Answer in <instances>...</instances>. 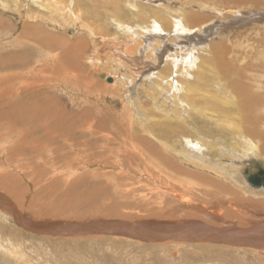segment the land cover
<instances>
[{"label":"rangeland","instance_id":"1","mask_svg":"<svg viewBox=\"0 0 264 264\" xmlns=\"http://www.w3.org/2000/svg\"><path fill=\"white\" fill-rule=\"evenodd\" d=\"M63 1L68 6H73L75 4V11H80L79 14L86 11L87 8L95 7L98 13L94 17L89 13L90 16L86 17L87 22H91L93 27L99 31L102 36L105 34L104 37L111 35L110 37L107 36L110 39L120 37L124 41H127L124 37L126 34L125 31L132 29L133 31H137V26L142 28L146 27L144 26V22L147 18L151 21L150 26L152 33H155L160 23L156 21L154 11H158L157 9L160 8L161 3L164 4L162 8L169 7L176 9L178 7L177 9L183 12L184 9H188V4H191L192 6L194 5L192 8L193 10L198 9L199 13L207 14L206 16H208L210 14L206 11L212 10L205 7H201L200 9V3H204L203 6H208L210 3V6L212 4L220 5L226 2V0H203V2L200 0H197L198 2L195 0H139L140 3L138 4H142V6L139 7L135 6L138 0H117L118 6L124 15L122 18L117 19L109 13L111 8L109 10L107 9L108 0ZM75 1L79 3V6ZM26 2H21L19 5L15 3V6L12 4L11 10L4 9L0 2V56L6 57L8 53L16 54L27 51L26 57L30 54L29 57L31 60L25 67L26 69L13 68V72L15 73H12L14 76L13 80H11L13 81L11 84L17 83L13 85L14 87L0 85V104L3 103L2 106L4 107L11 106L7 101L14 100L13 92L16 98L25 97L26 93H24L21 88L26 87V84L28 86L31 85L33 81H39L38 84L40 85L37 89L40 88V91H45V104L52 105L55 112H58V117L65 120L67 124L72 120V116H80L79 113L86 111L91 112L92 116L95 115L97 119L101 117L116 119L118 122V124H116L120 125L122 134H117L116 127L112 128V131L107 134L109 138L113 137L116 139L114 142L115 144L111 146L113 148L111 153H118L119 155L114 154V156L110 157L109 163L108 160L104 163L102 158L97 159L99 150L95 149V147L93 151H90V146H84L80 151L78 149L76 151L75 149L68 148L66 151L62 150V154L58 155L55 152L56 148L54 149L52 146L45 147V139H42L43 141L40 142V136L34 132V128L31 129V131L27 130L29 135L28 138L22 139L21 136L15 132L23 127L21 123L22 120L16 121L15 119L13 128H10L8 122L2 121L4 122L2 124L0 121V192L6 195L11 202L16 200V202L19 201L23 203L25 205L24 208H21L17 203L15 204L16 207L18 206V210L19 208L22 210V212L19 210L20 213H32L33 216L31 217L36 221L57 220L58 218L50 216V214L54 215L50 211L51 209L54 211L56 210L58 214L60 213L58 216H62L61 219L63 221L69 218H72V221L75 219L83 221L91 218L110 220L135 217L164 219L168 218L170 215H178L180 209H184L183 206L185 204L183 200L188 199L195 202L194 199L191 198L195 196L194 194H197L196 192H192L193 194H183L182 192L177 194L172 191L171 187L173 186L172 188L175 189L176 186L175 181H170L173 177V173L167 168V165L162 159L136 142L134 137L140 135L153 141L158 146L160 152L169 156V167L179 166L190 172L193 170L188 169L180 159L177 160L173 155L174 153L167 151L164 144L154 136L155 132L158 133L161 129H164L163 127L157 128L159 125L167 124L169 120H174L170 118H176L173 114H170V112H175L177 107L183 109V111L177 112L179 113L178 116H181L182 121L187 122L185 131H182L188 138H203L205 140H210L222 137L221 139L229 144L230 140L234 139V137H224L223 132L218 128V123L215 121L203 123L201 126H195V115L190 110L188 112L184 111V108H188L181 102H178L177 98L171 102L164 99L167 91L161 94L153 92L152 101H144L142 103V114H140L139 117L141 116L140 118L141 121H144L143 123L139 121V117L134 118L135 121L132 120V122H130L127 118L128 114L124 103H121L123 99L113 95L115 90L111 88V85L114 82L111 83L108 78L103 77L105 73L111 75L110 70H96L97 68H95L91 62L92 59L90 56H92V51L90 52L89 46L86 49L81 48L79 58L77 57L81 60V74L77 78H73L71 73L69 75L66 72L58 74L59 72L55 71L59 65L57 57L55 59L50 56L46 60L43 59L41 54H45V49L43 51L39 43L34 41L33 37H31V40L25 38L24 29L26 26H33L35 29L39 28L41 32L34 35L38 38H41L40 36L45 32V34L62 37L67 43H75V46L81 43L88 45L89 40L80 30V27L74 25L73 22H63V19H60L58 16L59 14L45 12L44 9H40L34 5L33 2ZM258 2L259 3L256 4L243 6L244 9H241V13H243L242 17L246 16L245 14L247 13L249 14L250 11L252 13L254 12L252 14L253 20H249V18L245 17L242 21L235 19V24L232 26V29L227 31V33L229 32V36L226 34L227 38L224 40L229 48L232 47L231 45L233 42H241L237 43L238 46L234 43L233 55L236 54V58L239 57L241 59L240 56H244L245 54V56H247V52L251 50L250 44L255 48L260 47L259 53H264L261 52L264 51V21H262L264 18L261 19V16L264 15V0H258ZM182 3H184V5ZM260 3L261 5H259ZM148 8H152V12L144 11ZM201 10H206V13ZM211 15H216V13H212ZM136 16L143 17L141 22L137 19L133 21V18ZM206 20L208 21V19ZM211 21L207 23V27L203 28L204 30H199L201 31L200 33H198L199 31L197 29L194 32L191 31L193 35L191 33L192 36L188 37L187 34L183 32L185 27L183 25V16H173L171 20V29L174 31L172 30L170 36L173 38V35H176L179 42H181H177L176 36L174 37L177 42L176 45L180 44L182 48L181 52L186 56L184 62L188 65L187 67L189 70L187 73L183 71L182 74L175 75V73L180 72L177 66H175L176 70L174 69L172 78L179 76V78L181 77L180 79L185 81L184 84H189L195 81L194 76L196 77V75H198L195 71V66L197 67L200 63L204 62V59L214 57L211 55L210 51L212 36L207 39L205 38V40L200 36L201 33L208 32V30H217L219 28L218 25L220 24L217 22L213 23L214 20ZM174 23L177 25L175 26ZM129 24L132 26H129ZM236 24L238 25L237 27ZM215 26H217V28H215ZM257 31L259 32L256 33ZM222 32L225 33L226 31L223 30ZM253 36L256 37L254 38ZM155 37L154 35L152 38ZM172 38L169 41H172ZM25 40H27L28 43H23ZM77 40L83 42L79 43ZM175 40L173 39L172 43ZM213 41L220 42V40L216 39H213ZM127 45L130 46V42H127ZM205 45L209 47L206 49ZM36 47H38L39 50ZM143 48L144 46L139 48L138 54H140ZM240 51L242 54H239ZM63 52L66 54L65 50H63ZM259 55L262 56L261 54ZM143 56L145 55L143 54ZM179 56L180 54L178 57ZM231 56L232 55H229V58H231ZM234 57V60L231 62H237ZM178 59V63H181V59ZM200 59L202 61H199ZM197 60L199 63H197ZM189 61L191 62L189 63ZM157 63L159 66L161 65V67H159L160 69L165 66V63L161 64V60L159 59H157ZM215 72L214 69L208 68L206 73L210 77L209 79L214 80ZM12 74H8L6 70L0 69V82L7 80L8 77L10 78ZM249 75L252 79V73ZM256 76H259L257 83L263 89L264 72L262 75L261 72L257 73ZM14 79L17 80L15 81ZM224 79L227 80L226 78ZM224 79L220 81V84L215 81L213 83L204 81L205 85L207 83L209 84L207 92L224 99V96H221L220 93L221 86L227 90L229 89L228 91L231 90L230 79L227 80L228 82ZM49 80L51 83H49ZM249 82V80L248 82L246 81V85L254 88V83ZM37 89H35L34 92L41 93L38 92ZM172 89L173 88H171L168 93H171ZM183 89L185 90L186 87ZM255 89H257V91L259 90L258 87ZM117 91H119L117 93L119 96L123 94L121 89H117L116 92ZM180 92L177 94L179 97L183 94V91ZM261 92H263V90H261ZM200 96L201 94L194 97L192 93L189 95V97L193 99H197ZM185 97L186 99L182 98L184 101L183 103L188 102L186 95ZM227 100L228 99H225L226 102H228ZM231 104L232 102L227 104L229 109H232ZM62 110L66 111L59 114ZM262 114L264 116V110H262ZM203 116H201V118ZM154 124L156 128L153 127ZM141 127L147 128V133L141 130ZM194 127L199 131L196 134L194 133ZM130 128L131 130H129ZM262 129H264L263 126ZM177 131V133L180 134L181 131ZM157 133H155V135ZM32 134L35 138L32 137ZM100 136L101 135H97L95 138L97 139ZM179 137L180 136L177 138ZM177 138L173 139V141L170 140L169 144L177 149H181V147H177L180 141L176 140ZM260 140L264 143V137L260 136ZM73 141L77 142L76 139ZM74 142L71 144L73 145ZM131 143H136L137 149H141V151L144 150L145 153L142 155L132 150L130 147ZM212 143L215 144L216 141L212 140ZM106 145L107 144L104 142L98 143L96 148H101L103 152L105 150L104 148L107 147ZM48 148L49 150H54V155L52 156L56 157L53 159V162L50 159L47 160L48 155L46 154L47 152L45 153V150H48ZM201 148H203L204 151L207 149L205 144ZM119 151H126L127 154L121 155ZM204 151L199 156L200 159H204ZM183 152L185 153L186 151ZM215 152L217 153V151ZM216 153L212 156L208 153H206V155L210 156V158H215L218 156ZM120 155L122 157L124 156V158L118 162L117 156L121 157ZM217 158L219 159L221 156L219 155ZM195 160L197 159L195 158ZM155 163L163 164L164 166L163 168H158L155 167ZM52 164L54 167H52ZM7 168H11L10 170L12 171ZM71 171L75 173L69 175ZM197 172L198 171L191 173L198 174ZM202 172L209 181L217 182L226 187V189L220 187H215V189L207 186V189L205 188L206 190L209 188L211 193L217 192L220 196L214 198L213 196L210 197V194H208V199H203L204 201H208L211 207L213 206L212 202H219L222 215H228L226 212L227 210H231L233 216H245L247 214L253 216L257 212V209L260 210V212L262 211L264 205V191H251L246 181L243 180V177H241L238 172L233 174L232 181H226L220 179V177H216L209 165L202 169ZM7 178L10 179L6 184L5 180ZM1 181L3 182L1 183ZM194 182L200 183L198 181ZM4 184L5 186H2ZM6 186H8V189L3 188ZM176 188L178 191L180 190V187L176 186ZM198 190L200 192L201 189ZM203 194L204 192L198 193L197 196ZM48 212L50 213L48 214ZM91 236L85 237L80 235L74 238H65V236L30 233L21 225L10 223L0 217V264H264V254L255 250H247L239 247L225 248L214 243L176 245L173 240L166 241L167 244L164 245H157L156 243L142 244L116 236L103 235L99 238L96 235ZM15 247H21L22 249L19 248L21 252H18Z\"/></svg>","mask_w":264,"mask_h":264},{"label":"bare ground","instance_id":"2","mask_svg":"<svg viewBox=\"0 0 264 264\" xmlns=\"http://www.w3.org/2000/svg\"><path fill=\"white\" fill-rule=\"evenodd\" d=\"M26 1L29 3L33 2L34 5H36L40 9H44L45 12L51 14H59L58 16L60 17V19H63L62 20L63 22L65 21L73 22L74 25L80 27V30L83 32L84 35H86V37L89 40L88 45H86L85 43L83 44L81 43L75 46V43H67L64 39H62V37H57V35H52V34H45V32L42 33V35L40 36L41 38H38L35 37L34 35L40 33L41 30L39 28L35 29V27L33 26H26L24 29V35L26 36L25 38L31 40V37H33L34 41L36 43H39L42 50L44 51L45 49L44 52L45 54H41L43 59L46 60L50 56L54 57L55 59L57 57L59 61V65L57 66V70L55 71H58L59 72L58 74L66 72L69 75L71 73L73 75V78H77L81 74V66H80L81 60L78 59L79 53L81 52V48L86 49L89 46L90 52L92 51V56H90L92 60L91 59L89 60H91L93 66L97 68L96 70H110L111 75L109 73L108 74L105 73L103 77L108 78L112 80V82H114L111 85V88L115 90L113 95L117 98L121 97L124 100V101L122 100L121 103L122 104L124 103L126 112L128 114L127 118L129 119L130 122H132L134 118H137L139 117L140 114H142V109H143L142 103L144 101H148V102L152 101L151 99L153 92L161 94L162 92L167 91L165 93L164 99L171 102L172 100L177 98L178 102H181L183 105L186 106V108H188V109L184 108V111L188 112L190 110L195 115L194 118L195 126L196 125L201 126L203 123L215 121L218 123V128L223 132L224 137H229V138H231V136L234 137V139L230 140L229 144H227L223 139H221L222 137L210 139L211 141L208 139L205 140L203 138L201 139L191 138V137L188 138L185 135V133L183 134L182 131V130L185 131L187 122L182 121L181 116H178L179 113L177 112V111H183V109L177 107L175 112H170V114H173V116L176 118H170L174 120H169L167 124L159 125L157 128L163 127L164 129H161L158 133L155 132L157 134L155 135L154 133V136L164 144L167 151L174 153L173 155L177 160L180 159L181 161L184 162V164L187 166L188 169L193 170L191 172L198 171L197 172L198 174H195V173H191L190 171L184 170L179 166L169 167L170 164V162L168 161L169 156L160 152L158 146L153 141L146 139V137H142L140 135L135 136L134 139L136 140V142H138L143 147H146L151 153L157 155L160 159H162V161L167 165V168L173 173L172 174L173 177L170 179V181L171 180L175 181L176 186L180 187V190L178 191L176 186L175 189H173L172 186L171 189L173 192L177 194H180L181 192L183 194L184 193L191 194L192 192L193 193L196 192L198 194L204 192V194L201 196L200 195L197 196V194H194L195 196H192L191 199H194L195 202L188 199L183 200L184 201L183 203L185 204L183 206L184 209H180L179 211L180 213L178 215L175 216L170 215L168 218L160 219V218L135 217L129 219L128 218L110 219L114 221L130 223V224L127 223L128 225H130L129 227L128 226H123V228L121 227L122 229L120 230V232H124L126 234H134L132 232H126V230H133L135 231L136 234L140 235L141 237H148L147 233L137 232L135 228L138 226L140 228H143L145 232H152V230L159 229L163 232H168L167 233L168 235L174 232H176L177 234L175 235L172 234L171 238L173 239H167L165 240V243L158 242L156 243L157 245L167 244L166 241L168 240H173V242H175L176 245H182V244L187 245L191 243H199V244L214 243L216 245L219 244L220 246L225 248L239 247L247 250H255L264 254V205L262 211L260 212V210L257 209V212L253 216L251 214L250 215L247 214L245 216H235V215L233 216L231 210L226 211L228 213V215H226L227 217L222 215L221 208H219L221 206L219 202L217 203L212 202L213 206L211 207L208 201H204V200L209 196L210 197L213 196L214 198H218V196H220L219 194H217V192L211 193L209 188L208 190H206L207 186L211 188L220 187L224 189H226V187L225 185H221L217 182L209 181L206 178V175L202 172V169H204L205 167H207V165H209L211 167L212 172L216 175V177H220V179L222 180L232 181L233 174L238 172V174L241 177H243V180L245 181L243 172L247 168L253 169V162L256 161L264 167V143H262L260 140V136L264 137V131H263L264 129H262V126L264 127L263 125L264 116L262 114V110H264V106H263L264 87L262 89L261 86L257 83L258 77L260 75L256 76L257 73L261 72L262 75L264 72V53H259L260 47L255 48L250 44L249 46H251V50H249L248 52L246 51L247 56H245L246 55L245 54L244 56L243 55L240 56L241 59L239 57L236 58V54L233 55L234 54L233 47L235 46L234 43H236L237 45V43H241V42H233L232 45L230 44L232 47L229 48V46H227L228 44L225 43L224 40L225 38H227V35L229 36V32L227 33V31L232 29V26L235 24L234 21L235 19L242 21V19L245 17V18H249V20H253L252 14L254 12L252 13L251 11L249 13L250 15L247 13L248 15L245 14L246 16L242 17L243 13H241L242 12L241 9H244L243 6H248L249 4H256L259 3L260 1L258 2V0H226V2L220 5L212 4L210 6H209L210 4L209 2H208L209 3L208 6L206 5L203 6L204 3L203 4L200 3V9L201 7L203 8L205 7V8H210L212 10V11L205 10L206 12H209L210 15L208 16H206L207 14L205 15L203 13H199L198 9L193 10L192 8L194 5L192 6L191 4H188V7L186 5L188 9L187 10L184 9L183 12L182 10H178L177 9L178 7L176 9L169 7L162 8L164 4L161 3L160 8L157 9L158 11L157 12L154 11L156 15L155 16L156 21L160 23L157 29L156 30L154 29L155 33H152L150 26L151 21L149 18H147L144 22V26L146 27L142 28L137 26V31L136 30L133 31V29L125 31L126 34L124 35V37L127 41H124L120 37L116 38L114 37L115 35L113 36L114 37L113 39L108 38L111 35H107L108 37L107 36L104 37L106 34L102 36L99 33V31H97L93 27V24L91 22H87L86 17L90 16L89 13L93 17L98 13L95 7L87 8L86 11L81 12L79 14L80 11H75V7H76L74 6L75 4L73 6L72 5L68 6L67 4H65L63 0H0L4 9L6 10H11L12 4L15 6V3L19 5L21 4V2H26ZM195 1L198 2L197 0ZM200 1L203 2V0ZM138 3H140L139 0L136 2L135 6H139V7L142 6V4H138ZM76 4L78 5L79 3ZM182 4L184 5V3ZM259 5H261V3ZM107 9L108 10L110 9L109 10L110 12L109 11L108 12L111 13L117 19H120L124 16L121 9L118 6L117 0H108ZM151 10L152 8H148L144 11H151ZM211 12L216 13V15H211L212 14ZM173 16H183V22H184L183 25L185 26L183 32L187 34L188 37H191L193 35L192 32H194L195 30L198 29L199 31L207 27V23L210 22L211 20H214L213 23L217 22L218 24L222 25V26L218 25L219 26V28L217 29L218 31L212 29L211 31L208 30V32L206 31L204 33H201L200 36H202L204 40L205 38L207 39L212 36V42H210V51H211V55H213L214 57L204 59V62L200 63V65H198L197 67L195 66V71L197 72L198 75H196V77L194 76L195 81L191 83L186 81L189 84H184L185 81L180 79L181 77L179 78V76H175L182 74L183 71L187 73L189 69L187 67L188 65L186 64V62H184L186 56H184V53L182 54L181 52L182 48L180 44L176 45L177 42H179L177 36L175 35L178 40L177 42L173 34H172L173 38L172 36H170L173 30L171 29V20ZM262 18H264V15L261 16V19ZM135 19L141 22L143 17L136 16L135 18H133V21ZM206 19H208V21ZM262 21H264V19ZM176 25L177 24H175V26ZM129 26L132 25L129 24ZM237 26L238 25L236 24V27ZM215 28H217V26H215ZM223 30L226 32L223 33L222 32ZM200 32L201 31H199L198 33ZM258 32L259 31H257L256 33ZM150 34H154L156 37L152 38L154 37V35H150ZM253 37L255 38L256 36ZM171 38L172 41L173 39L175 40L173 42L174 44L172 43V41H169ZM213 39L220 40V42L219 41L215 42L213 41ZM167 40L169 43L167 42ZM77 41L79 43L83 42L80 40ZM26 42L28 43L27 40H25L23 43ZM127 42H130V46L127 45ZM143 46H144L143 50L141 49L142 51L140 52V54H138L139 48ZM207 47L209 46H206V49ZM36 48L38 49V47ZM63 50H65L66 54L63 52ZM26 52L27 51H23L21 53H16V54L8 53L6 57L0 56V69L6 70L8 74L15 73L13 72V68L26 69L25 67L27 66L28 62L31 61L29 57L30 54L26 57ZM240 53L241 51L239 52V54ZM258 53L261 54L262 56H260ZM143 54L145 56H143ZM179 54L180 56L178 57ZM229 55H232L231 58H229ZM233 57L236 59L237 62H231L232 60H234ZM178 58L181 59V63L180 62L178 63L179 61ZM157 59L161 60V64L165 63V66L163 68L161 69L159 68L161 67V65L160 66L158 65ZM228 59L230 60V63ZM199 61L202 60L200 59ZM199 61L197 63H199ZM190 62L191 61H189V63ZM175 66H177V69L180 72L175 73L174 75L175 77L172 78ZM209 67L216 71L214 75V80L209 79L210 77L206 73ZM251 73H252V79L251 76L249 75ZM13 76L14 75L12 74V76L10 75V78L8 77L7 80L1 81L0 85L2 86L7 85L14 87L13 85H15L16 82L13 85L11 84L13 82L11 81L13 80ZM224 78H226L227 80L230 79L231 81L230 91H228L229 89L227 90L221 86L220 93L221 96H224V99L223 98L221 99L220 97L215 95H211L210 93L207 92L209 84L207 83L205 85L204 81L206 82L209 81L212 83L215 81L220 84L221 83L220 81H222ZM14 80L16 81L17 79ZM248 80L250 81L249 83H254V88L253 87L251 88V86L246 85L247 84L246 81L248 82ZM38 82L33 81V83L31 84L32 86L31 85L28 86L26 84V87L21 88V90L24 93H26L25 97L16 98V95L13 92L14 100L10 99L11 101H7L10 103L11 106L4 107L2 106L3 103L0 104L1 122L2 121L8 122L10 124V128H13L15 119L16 121L22 120L21 123L23 124V127L15 131L16 133H18V135L21 136L22 139L28 138L29 135L27 133V130L31 131V129L34 128L35 129L34 132H36L40 136L39 138L40 142L43 141L42 139H45V147L52 146L54 149L56 148L55 152L58 155L62 154L61 153L62 150L66 151L68 148H71V149H75L76 151L77 149L80 151L83 149L84 146H90L91 148L90 151H93L94 147L95 149H98L99 154L97 155V159L102 158L103 159L102 161L104 163H106V160H108L109 163V160L111 159L110 157L114 156V154L119 155L118 153H114V154L111 153L112 152L111 150L113 149L111 146L115 144L114 142L116 141V139L113 137L109 138L107 136V134L111 132L112 128L114 127H116L118 135L122 134V129L120 125H117L118 122L116 121V119H113L111 117L110 118L101 117L97 119L95 115L92 116L91 112L83 111L79 113L80 116L71 115L73 118L70 121V123L67 124L65 120H63L61 117H58L57 114L58 112L57 111L55 112L52 105L45 104L46 102L45 91L44 92L40 91V88L37 89L40 85L38 84ZM49 83H51L50 80ZM184 87H186L185 90L183 89ZM257 87L259 89L258 91L257 89H255ZM171 88H173L172 92L168 93V91ZM35 89H37V91L41 93L34 92ZM117 89L122 90L123 94L121 96L117 94L119 92V91L116 92ZM180 90L181 92L183 91V94H181L182 96L179 97L177 96V94L178 92H180ZM261 90H263V92H261ZM190 93L194 94V97L199 94H201V96L197 99H193L189 97ZM185 95L187 96L188 102L183 103L184 101L182 100V98L186 99ZM225 99H228L227 100L228 102H226ZM231 102H232L231 104L232 109H229V106L227 107V104H230ZM63 111L66 110L60 111L59 114H61ZM201 116L203 117L201 118ZM140 117H139V121L143 123L144 121L143 120L141 121ZM4 122H2V124ZM153 127L156 128L155 124L153 125ZM129 130H131V128ZM141 130L147 133L148 129L141 127ZM177 130H179V132L181 131L180 134L177 133L178 132ZM197 132H199L198 129L194 127V133L196 134ZM97 135H101V136L96 139L95 137ZM178 136L180 137L177 138ZM32 137L35 138L33 134ZM175 138H177L176 140H180L178 142L179 145H177V147L178 148L181 147V149H177L176 147H173L172 145L169 144L170 140L173 141V139ZM74 139H76L77 142H74L73 141ZM212 140L216 141V143L215 144L212 143ZM72 142H74L73 145L71 144ZM102 142L107 144L106 145L107 147L104 148L105 150L103 152L101 151V148H96V145ZM204 144L205 147L207 148L205 151L203 148H201ZM136 145H137L136 143H131L130 144L131 149L143 155L145 151L144 150L141 151V149L140 150L137 149ZM213 150L217 151V153ZM53 151L54 150H49V148L48 150H45V153L47 152L46 154L48 155L47 160L50 159L52 160V162L53 159L56 157V156L55 157L52 156L54 155ZM183 151L186 152L184 153ZM203 151L205 153V156L203 157L204 159H200L199 156L203 153ZM120 153L121 155L127 154L126 151ZM206 153H208L211 156L214 153H216L218 155L216 156L219 157L220 155L221 158L219 159L217 157L210 158V156L206 155ZM123 158L124 156L123 157L117 156V161L120 162V160H122ZM195 158L198 160V162L197 160H195ZM155 164H156L155 167L158 168L159 167L163 168L164 166L163 164H158V163ZM52 167H54L53 164ZM7 169L10 170L11 168H7ZM74 173H75L74 171H71L69 175ZM9 179L10 178H7L5 180L6 184L8 183ZM194 181H198L200 183H196ZM2 182L3 181H1V183ZM2 186H5V184ZM247 186L249 189H251V191L252 190L264 191V188L254 189L249 184ZM3 188L8 189V186ZM198 189H201L200 192ZM208 194L210 195L208 196ZM0 195H3L2 197L5 196L6 198V195L2 194L1 192ZM14 202H12L13 204L11 203V205H8L5 201H3V203L0 202V217L3 218L5 221L17 225L20 224L21 222L19 220L18 212H17L18 206L16 207L15 204L16 203L19 204L21 208H24L25 205L23 203H20L19 201L16 202V200ZM20 211L22 212V210ZM50 211L52 212V214H54V215L50 214L51 217L58 218L57 220L50 218L51 219L50 221L59 222L62 220L61 219L62 216H58L60 213L58 214L57 211L56 210L54 211L53 209H51ZM49 213L50 212H48V214ZM23 215L27 217L26 221L31 220L30 223L24 222L25 224H23L22 222V224H20L21 226H25L24 229L26 231H29L30 233L31 232L34 233V231L29 230V227L35 228V230H39L41 228L35 226V224H32L36 222V220L31 217L33 216L32 213L26 212ZM71 219L69 218L64 221H70L75 223L82 222V220H77L75 218H74L75 220L73 221ZM91 219L98 220V218H91ZM77 230L78 229H76L75 231L67 230L68 234L64 235L65 238L66 237L74 238L75 236L78 237L80 235L85 237H90L91 235H93V234L82 235V233L77 234L79 231ZM198 230H200V232H196V235L193 234V231H198ZM46 233L44 232L42 233V235H47ZM96 236L99 238L103 236V234H98ZM128 237L129 236H127L126 240L136 241V240H131L134 238H128ZM136 242L144 244L143 242H141V240ZM19 248L22 249L21 247H15V249H17L18 252H21Z\"/></svg>","mask_w":264,"mask_h":264},{"label":"water","instance_id":"3","mask_svg":"<svg viewBox=\"0 0 264 264\" xmlns=\"http://www.w3.org/2000/svg\"><path fill=\"white\" fill-rule=\"evenodd\" d=\"M110 80V79H109ZM112 82V80H110ZM243 176L245 178V181L254 189H260L264 188V167L259 164L258 162H253V169L247 168L243 172ZM3 195H0V202L3 203L5 201L8 205H11V201L5 196L2 197ZM13 204V203H12ZM18 217L20 220V224H25L24 222H31V220H27V217L23 214H21L18 210ZM128 222H120V221H114V220H106V219H98V220H92V219H87L83 220L82 222L75 223V222H70V221H59V222H52L49 220L46 221H36L32 224H35V226L41 227L39 230H35V228L29 227V230L34 231V233L42 234L46 233L47 235H52V236H64L67 235L68 231L67 230H73L75 231L78 229V233L80 234H93V235H98V234H103L107 236H116V237H122L124 239L128 238H134L131 240H136L143 243H158V242H165L167 239H173L171 238L172 234H177L176 232L168 235V232H163L159 229L157 230H152V232H145L143 228L136 227L135 230L140 233H147L148 237H141L140 235L136 234L135 231L133 230H126V232H132L134 234H126L124 232H120V230L123 228V226H130ZM18 224V225H20ZM37 224V225H36ZM25 228V226H22ZM122 227V228H121ZM27 229V228H26ZM71 232V231H69ZM196 232L198 231H193V234L196 235ZM74 233V232H73ZM70 233V234H73ZM133 235V236H132ZM191 242V241H190Z\"/></svg>","mask_w":264,"mask_h":264}]
</instances>
